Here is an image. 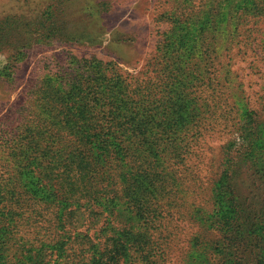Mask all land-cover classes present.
<instances>
[{
  "label": "rangeland",
  "instance_id": "rangeland-1",
  "mask_svg": "<svg viewBox=\"0 0 264 264\" xmlns=\"http://www.w3.org/2000/svg\"><path fill=\"white\" fill-rule=\"evenodd\" d=\"M263 1L0 0V264H104L108 248L120 264H264ZM179 43L192 98L183 119L202 121V137L157 128L132 142L112 121L87 119L89 104L100 115L110 70L152 116L166 63L156 55ZM193 63L212 64L206 97L188 80ZM171 137L185 160L161 152ZM132 150L150 158L146 177L125 164ZM110 168L120 176L106 178Z\"/></svg>",
  "mask_w": 264,
  "mask_h": 264
},
{
  "label": "trees",
  "instance_id": "trees-1",
  "mask_svg": "<svg viewBox=\"0 0 264 264\" xmlns=\"http://www.w3.org/2000/svg\"><path fill=\"white\" fill-rule=\"evenodd\" d=\"M264 2V1H263ZM257 5L255 7V11H257V15L261 18H264V3H256ZM261 19L253 22V24H256L257 22H260ZM247 25H250L249 23H246L244 21L239 22L238 27L240 31L245 30V27ZM252 25V24H251ZM247 29L246 31H249ZM249 31V32H251ZM186 44L179 43L175 45V52H171L170 54L165 55H156L157 58L162 59L166 63L164 64V69L161 70V72H158L157 76L154 77L155 81L158 82L157 86L161 88L160 93H161V98L163 99H155L154 102H158L156 106H154L155 113L151 116V113L149 112V106H146V103H149L146 101L144 98H140L139 100L135 101L133 99V96L136 92V88L134 90L131 88V85H128L127 87L124 85H118V83H113V81L117 82L116 78V72L113 70H110L112 73L111 75L113 76L110 79H106L105 85L102 87H105V93L103 96H100L99 100L102 102V105H100L98 108L101 111L100 115H97L95 113V107L93 104H89L87 106V109L85 110V113L87 114V119L90 120L91 122H94L99 120L103 121L106 124L109 122H113V126L118 128L120 133H128L129 138L132 142H134L137 138H142L143 142L148 140L150 135H153L155 138V129H161L160 133L164 134V138L166 136H169L172 134L173 136H176L180 134L179 132L185 130L186 132L188 131H196L197 134L199 135V138L203 136V130H204V123L202 121L198 120L194 124H191L189 126H186L188 124V120L183 119V113H185L186 110V105L185 103L187 101L190 102L191 95L187 94L184 90L187 89L185 86L184 89H182V84L183 82L180 81L179 76L181 75V59H180V52L183 51L181 48H185ZM213 58H211L212 60ZM191 69L189 70L190 76L188 80H190L191 86H195L196 84V91L198 90L200 96H205L206 93L209 89V85H212V76L211 75V68L212 64L210 66L207 64L206 67L207 69L203 72V70L197 66V64L193 63L190 65ZM71 75V74H69ZM120 76V74H118ZM172 81V82H171ZM179 84L180 87L176 88L175 83ZM172 83V84H171ZM82 87V85H81ZM83 88V87H82ZM123 92H122V90ZM157 89V88H156ZM178 95L181 98L180 101L178 100L176 96V100L174 99L173 95ZM91 95H89L90 97ZM184 96V97H183ZM113 99V100H112ZM195 104L197 103L196 99ZM151 101V100H150ZM120 102V104H117ZM145 103V104H144ZM152 103V101H151ZM180 104V106H178ZM116 109V110H115ZM176 109L179 112H174L173 110ZM167 111V115L164 117L163 116ZM173 111V113H170ZM182 112V113H181ZM101 115H104L101 118ZM212 117H209L207 119H211ZM181 124L183 126H181ZM75 126V125H74ZM152 133V134H150ZM102 135H106L105 133H102ZM127 135V134H126ZM91 137V134L89 135ZM89 137V138H90ZM144 137V138H143ZM169 142L166 144V146L163 148L161 151L162 153H167L165 156L168 157V160H174V161H181L185 160L183 154L177 153L178 151L182 150L181 146H177V143L174 141L173 137L169 138ZM128 146L126 147V149ZM129 150V149H127ZM127 152V151H126ZM124 153V158L126 159L125 164L128 165L130 161H135L136 163H139L137 165V168H140L142 173L140 177H146L148 175L147 171L145 170V166L149 165L148 161L150 158L143 159L145 157L143 154L140 153L138 150H132V152L129 153ZM104 155L105 158L103 159L104 161V167L107 168L109 167V163L112 159V152L110 150H104ZM186 154V153H185ZM184 154V155H185ZM136 159L139 161L137 162ZM145 160V161H144ZM73 170L79 169V167L76 164L72 165ZM144 168V169H143ZM147 169V168H146ZM72 170V168L70 169ZM69 170V171H70ZM110 172V173H109ZM79 171L76 173L71 174V180L73 183H75L74 178L80 177L78 174ZM85 170L83 173V176L88 177L89 173L86 175ZM116 174L114 172V168H110L109 170H106L104 175L106 178H111ZM117 177L120 176V174H116ZM135 193H137L138 197V203L141 205V208L147 212L149 215H152V203L150 202L149 198L152 196V191L150 189H145L143 186L136 188ZM150 195V196H149ZM149 229H147L146 232H137L135 233V241L133 244V248H135V252H141L144 251L146 244H144V241L148 238L149 241V235H148ZM114 243L115 246L116 243L109 242L108 245ZM148 244V242H147ZM112 255V257L109 259L108 258L105 260L104 264H120V258H118L116 254V248H108V257ZM103 264V263H102Z\"/></svg>",
  "mask_w": 264,
  "mask_h": 264
}]
</instances>
